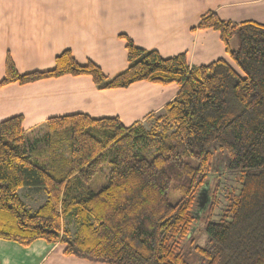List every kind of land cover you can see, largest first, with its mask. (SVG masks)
<instances>
[{"label": "trees", "instance_id": "16d2710c", "mask_svg": "<svg viewBox=\"0 0 264 264\" xmlns=\"http://www.w3.org/2000/svg\"><path fill=\"white\" fill-rule=\"evenodd\" d=\"M196 28L217 30L234 65L217 58L190 67L185 52L164 58L128 37L127 66L112 77L70 50L52 68L26 73L7 54L0 86L68 74L89 75L99 88L146 80L179 89L150 128L76 113L47 118V131L33 137L21 115L0 120V238L59 241L65 254L106 264H264V24L206 12ZM216 152L228 172L239 173L240 186L214 220L217 185L203 206L197 196ZM106 160L107 180L94 189ZM20 187H41L46 200L31 211ZM198 208L203 244L192 236ZM68 218L73 232L63 225Z\"/></svg>", "mask_w": 264, "mask_h": 264}, {"label": "crops", "instance_id": "0c3cea01", "mask_svg": "<svg viewBox=\"0 0 264 264\" xmlns=\"http://www.w3.org/2000/svg\"><path fill=\"white\" fill-rule=\"evenodd\" d=\"M214 12L222 20L264 24V0H0V80L9 54L19 73L47 70L54 58L70 50L76 61L91 60L112 77L125 69L126 38L167 58L185 52L190 67L223 58L234 65L220 34L196 28L200 17ZM230 47L236 48L238 39ZM176 83L146 80L126 87L99 88L89 75H62L0 86V120L22 116L30 135L47 131L49 117L76 113L93 118L118 117L125 125L154 117L175 96ZM68 154V153H67ZM65 154V155H67ZM36 192L43 201L32 207ZM33 211L46 200L41 187H20ZM0 264H106L64 253V244L36 238L28 245L0 238Z\"/></svg>", "mask_w": 264, "mask_h": 264}, {"label": "rangeland", "instance_id": "374dc122", "mask_svg": "<svg viewBox=\"0 0 264 264\" xmlns=\"http://www.w3.org/2000/svg\"><path fill=\"white\" fill-rule=\"evenodd\" d=\"M236 38L237 36L234 37L232 42H234ZM155 125H156V120L154 117L144 123V126L146 128H150L151 126H155ZM42 134L43 133H41L40 136ZM60 150L64 152L65 154L68 153L67 141H64V143H62V148ZM225 164H226V156L220 152H216L214 155V159H213L212 171L210 175L208 176V183L205 187L206 191L204 192V195L201 198L202 206H203L207 202V195H209L210 192L212 193L213 188L217 185V192H216L217 201H216V205L212 212V219L214 220H217L219 218L221 210L225 207L227 203V200H226L227 194L230 192H237L240 186L239 173L228 172L225 168ZM108 169L109 167H108V163L106 160L102 164L101 170L93 176L91 183H90V186L92 188L97 189L105 183V181L107 180V176H108ZM22 190H23L22 197H24L26 194V189H22ZM35 194H36L35 202L34 201L31 202L26 197H24V200L27 202V204L31 205L32 207L39 205L45 198L42 191H38ZM168 198L171 203H174L177 199V194L170 191L168 194ZM201 213H202V209L198 208L195 210V215L197 219H196L194 229L192 231V236L197 243L203 244L206 236H205V233L202 227V216H201L202 214ZM63 225L64 227L69 228L71 232H73L75 229V223L72 218H68L64 220Z\"/></svg>", "mask_w": 264, "mask_h": 264}, {"label": "water", "instance_id": "95a60500", "mask_svg": "<svg viewBox=\"0 0 264 264\" xmlns=\"http://www.w3.org/2000/svg\"><path fill=\"white\" fill-rule=\"evenodd\" d=\"M206 190L204 189L202 192H201V194H199L197 197H198V199H200V197L202 196V195H204V192H205Z\"/></svg>", "mask_w": 264, "mask_h": 264}, {"label": "flooded vegetation", "instance_id": "af4514ba", "mask_svg": "<svg viewBox=\"0 0 264 264\" xmlns=\"http://www.w3.org/2000/svg\"><path fill=\"white\" fill-rule=\"evenodd\" d=\"M202 196H203V195H202ZM202 196L200 197L199 206L202 205V201H201Z\"/></svg>", "mask_w": 264, "mask_h": 264}]
</instances>
